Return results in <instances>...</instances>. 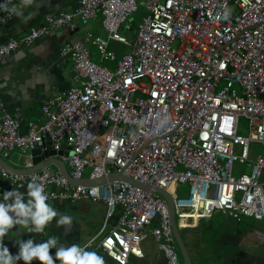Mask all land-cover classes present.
Listing matches in <instances>:
<instances>
[{"label": "built area", "instance_id": "built-area-1", "mask_svg": "<svg viewBox=\"0 0 264 264\" xmlns=\"http://www.w3.org/2000/svg\"><path fill=\"white\" fill-rule=\"evenodd\" d=\"M31 2L0 0V24ZM144 7L130 48L117 61L107 47L111 40L126 45L119 29L137 10L136 0H79L75 10L48 13L27 34L0 43L2 59L57 27L74 30L78 22L100 17L105 36L94 38L100 59L116 61L110 69L92 62L82 41L63 44L60 56L72 62L75 84L48 98L41 106L44 120L27 122L24 131L0 98L1 158L14 150H66L71 178L122 172L165 189L176 220H210L215 213L235 222L263 219L264 0H144ZM240 117L248 121L244 136ZM251 141L262 145L255 161ZM236 162L248 172H234ZM0 177L5 190L19 191L35 177L45 185L48 203H104L103 223L85 245L114 264H130L131 255L143 258L140 245L148 233L166 264H183L168 205L156 193L122 180L73 184L58 170L16 174L0 167ZM184 183L181 197L168 190ZM117 207L121 214L107 230ZM181 223L179 229L189 226Z\"/></svg>", "mask_w": 264, "mask_h": 264}, {"label": "crops", "instance_id": "crops-1", "mask_svg": "<svg viewBox=\"0 0 264 264\" xmlns=\"http://www.w3.org/2000/svg\"><path fill=\"white\" fill-rule=\"evenodd\" d=\"M78 1L32 0L30 4L19 9L11 19L0 24V43L10 37L18 38L27 34L30 27L39 26L48 13L75 10ZM97 36H105L100 17L84 24L78 22L74 30L65 26L57 27L33 44L23 46L0 59V98L7 110L20 121L22 131L26 129L27 122L44 120L41 106L48 98L60 94L75 84L72 62L60 56L63 44L82 41L89 51L90 58L92 52L88 46H93L91 42L96 44L93 39ZM119 44L122 43L111 40L107 47V50L112 52L117 60L116 49ZM98 56L99 63L97 64L107 67L103 64L108 60H101L99 51ZM106 64L115 68L116 61ZM57 153L70 170L65 161L66 150ZM21 154L18 150H14L8 158L2 159L14 167L29 165V152ZM47 169L57 170L52 164ZM87 174L85 172L84 176L86 177ZM5 188L6 182L0 177V193ZM26 191L27 185L21 192ZM50 204L58 213L72 216L71 223L58 224L59 216H57L48 223L44 233H28L19 229L18 225L14 226L3 241L11 254L18 253L19 245L16 241L20 239L34 238L37 243H40L50 236H56L58 246L62 245L65 248L72 244L83 246L97 233L105 218V204L99 201L55 200ZM120 214L121 208L117 207L108 220L107 230L115 226ZM181 222V224H189L179 230L192 264H264V218L261 220L244 218L240 222H235L221 213L220 216L215 215L210 220L191 218L188 221L182 219ZM140 246L144 254L143 258L131 255L130 264H166L165 258L157 250L150 233L142 240ZM55 251V248L50 249L52 254ZM96 251L104 258L105 264H114L102 250ZM18 264H26V262L20 260ZM31 264H39L38 259H34Z\"/></svg>", "mask_w": 264, "mask_h": 264}, {"label": "clouds", "instance_id": "clouds-1", "mask_svg": "<svg viewBox=\"0 0 264 264\" xmlns=\"http://www.w3.org/2000/svg\"><path fill=\"white\" fill-rule=\"evenodd\" d=\"M0 196V264H18L20 260L31 264L34 259L42 264H105L104 258L89 246H58L56 236H50L40 243L34 238L17 240L19 251L11 254L3 241L14 226L18 225L19 229L28 233H44L53 218L59 216L57 223L62 225L71 223L73 217L58 213L48 203L49 194L45 185L37 182L35 177L28 183L26 192L12 188L0 193ZM53 248L56 249L54 254L50 252Z\"/></svg>", "mask_w": 264, "mask_h": 264}, {"label": "water", "instance_id": "water-1", "mask_svg": "<svg viewBox=\"0 0 264 264\" xmlns=\"http://www.w3.org/2000/svg\"><path fill=\"white\" fill-rule=\"evenodd\" d=\"M57 154L58 153L52 150L50 147H47L46 149L33 148L29 151V154H28L29 161H30L29 165H24L21 167H14L8 164L0 156V167L7 170L8 172H12L16 174H26V173H32L35 171L47 169V167L50 164H52L66 179H68L73 184H81L85 186H95V185H100V184H103L111 180H122L128 183L134 184L135 186H138L139 188L145 191H149V192L160 195L166 201L168 205L171 232L174 237L176 246L178 248V252L180 254L182 263L192 264L189 254L182 240L180 230L177 226L173 197L169 194L167 190L144 185L142 183H139L137 181H134L128 178L127 176H124L122 172H118V173L113 172V173L108 174L106 177H100L96 179H87V178L74 179V178H71L69 174V170L66 167V164L64 163L63 160H61L58 157Z\"/></svg>", "mask_w": 264, "mask_h": 264}, {"label": "rangeland", "instance_id": "rangeland-1", "mask_svg": "<svg viewBox=\"0 0 264 264\" xmlns=\"http://www.w3.org/2000/svg\"><path fill=\"white\" fill-rule=\"evenodd\" d=\"M137 3V10L134 11L128 18L127 20L121 24L120 29H119V34H121L122 36L125 37L126 39V45L123 44H119L117 50V58L119 59V57L126 53L128 51V49L130 48V44L133 41V39L135 38V29L137 27V25L139 24V22L141 21V19L147 14L146 9L144 7V0H136ZM94 41V39H93ZM93 46H88L91 49L92 55L90 56V60L92 62L95 63H99V56H98V51H99V46H97L94 43H90ZM94 52V53H93ZM97 56H96V54ZM117 61V59H116ZM112 62L111 60H108L106 63H110ZM103 64L105 66H107L110 69H113L112 67H110V65L107 64ZM115 63V62H114ZM238 133L240 135H247L248 134V121L246 118L244 117H240L239 122H238ZM101 134L103 133V130H101L99 132V135L101 136ZM237 149V148H236ZM249 149H250V159L252 161H255L258 159V157L261 155L262 153V145L258 142L255 141H251L249 144ZM22 155V154H21ZM26 155H24L25 157ZM235 170L234 172H248V168L244 165V164H239L238 162H236L234 164ZM261 180H263V177H261ZM168 190L174 194L175 196H180L185 194L187 191V184H174V185H170L168 187ZM221 213H215V215H219L220 216ZM187 221L189 219H186ZM182 221L181 219L177 218V222ZM177 251L178 248L176 247Z\"/></svg>", "mask_w": 264, "mask_h": 264}]
</instances>
